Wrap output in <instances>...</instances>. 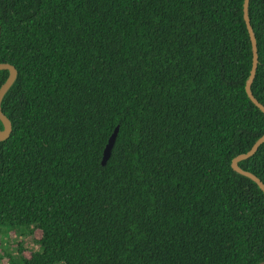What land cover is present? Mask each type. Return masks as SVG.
I'll use <instances>...</instances> for the list:
<instances>
[{
    "label": "trees",
    "instance_id": "trees-1",
    "mask_svg": "<svg viewBox=\"0 0 264 264\" xmlns=\"http://www.w3.org/2000/svg\"><path fill=\"white\" fill-rule=\"evenodd\" d=\"M243 2L0 0V63L17 71L0 232H39L7 264L264 261V193L231 168L264 137ZM248 17L264 107V0ZM238 166L264 184V143Z\"/></svg>",
    "mask_w": 264,
    "mask_h": 264
},
{
    "label": "water",
    "instance_id": "water-1",
    "mask_svg": "<svg viewBox=\"0 0 264 264\" xmlns=\"http://www.w3.org/2000/svg\"><path fill=\"white\" fill-rule=\"evenodd\" d=\"M248 8H249V0H244L243 2V17L244 21L246 24V28L248 31L249 39L251 42V50H252V65L249 73L248 80L246 81L245 84V92L249 100L264 114V107L254 98L251 92V85L253 83V80L255 78L256 70H257V64H258V55H257V45H256V40L255 36L252 30V27L249 22V17H248ZM0 71H7L8 76L6 78V81L4 84L0 87V124L2 128H0V141L6 140L12 131V126L8 118L2 113L1 110V102L8 92V90L11 88V86L14 84L16 78H17V71L16 69L10 65V64H5V63H0ZM118 133V127L114 129L110 137L108 138L107 144L105 145V148L103 150V155H102V160H101V165H105L106 162L108 161L111 150L114 146L115 139ZM264 143V137L260 138L255 142V144L252 146V148L245 154H241L237 157H235L232 162H231V168L234 172L237 174L244 176L250 180H252L259 188L260 190L264 193V184L254 175L251 173L242 170L238 164L241 161L247 160L251 156L255 154L257 151L258 147ZM259 264H264V261L259 263Z\"/></svg>",
    "mask_w": 264,
    "mask_h": 264
},
{
    "label": "rangeland",
    "instance_id": "rangeland-1",
    "mask_svg": "<svg viewBox=\"0 0 264 264\" xmlns=\"http://www.w3.org/2000/svg\"><path fill=\"white\" fill-rule=\"evenodd\" d=\"M39 238V232L30 235H14L0 232V264H7V255L16 258L18 256V244L21 245L24 251V256L28 257L30 253L37 251L38 247L34 242Z\"/></svg>",
    "mask_w": 264,
    "mask_h": 264
}]
</instances>
